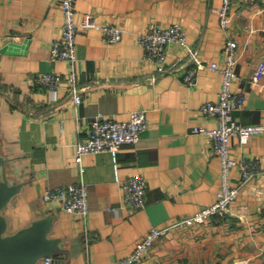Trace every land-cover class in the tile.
<instances>
[{
  "label": "crops",
  "instance_id": "1",
  "mask_svg": "<svg viewBox=\"0 0 264 264\" xmlns=\"http://www.w3.org/2000/svg\"><path fill=\"white\" fill-rule=\"evenodd\" d=\"M223 0H76V19L91 14L100 23L125 29L122 40L107 42L94 29H80L75 62L53 60L52 41L62 33L59 0H0V138L9 156L8 174L24 182L5 212L11 230L55 213L52 236L62 237L58 264H114L130 254L154 226L163 227L216 200L220 157L196 126L217 121L201 110L216 101L222 73L207 66L194 85L184 81L195 65L185 47L171 43L166 69L145 56L137 35L150 24L180 22L201 58L225 59L228 37L238 42L239 79L233 88L247 95L234 114L242 123L264 124V85L252 83L264 61V0H233L226 32L218 9ZM45 72L63 75L51 89L37 82ZM75 90L81 102L75 101ZM146 109L148 127L136 144H125L117 159L110 152L88 153L81 175L77 144L98 114L125 120ZM231 155L255 160L260 172L243 179L227 213L199 224L174 227L151 246L142 264H264V132L241 143L231 138ZM143 174L148 183L142 207L122 204L119 181ZM84 180L89 193L86 216L47 204L48 188ZM37 264H43L40 259Z\"/></svg>",
  "mask_w": 264,
  "mask_h": 264
},
{
  "label": "built area",
  "instance_id": "2",
  "mask_svg": "<svg viewBox=\"0 0 264 264\" xmlns=\"http://www.w3.org/2000/svg\"><path fill=\"white\" fill-rule=\"evenodd\" d=\"M63 10V24L61 35L52 41L51 58L53 60H66L75 62L77 59V35L80 29H94L99 31L103 38L110 43L122 40L125 29L119 25L100 23L91 14L85 13L80 21L76 19V0H59ZM233 0H223L218 9L220 25L227 32L231 22V9ZM264 30V28H263ZM139 43L144 47L148 59L158 61V69H166L168 47L177 43L185 47L190 57L195 61L187 71L184 81L192 86L195 84L199 70L211 67L222 73V85L219 98L216 101L208 100L202 103L201 110L204 115L216 119L215 127L196 126L195 133L207 135L211 141L214 154L221 160L220 187L216 200L196 211L181 217L166 226L152 227L135 249L128 255L118 259L114 264H142L151 246L162 235L174 227L199 225L214 217L228 212L230 205L237 199L240 188L233 182V170L239 169L243 179H248L260 172L258 163L248 157L235 158L231 155V138L238 136L241 143H247L251 136L264 132L263 123H242L236 118L234 112L241 109L247 100L243 91L234 90L233 86L239 79L237 65L239 62L238 42L228 37L225 44V59L223 63L217 60L201 58L188 41L187 31L184 26L174 21L169 25L150 24L137 35ZM37 82L51 89H58L63 83V75L57 72H45L37 76ZM252 83L264 85V61L256 68ZM75 101L81 102V94L75 90ZM148 127L146 109H135L130 117L118 120L98 113L90 121L88 137L77 144L76 161L80 167L81 175L84 174L83 157L88 153L110 152L117 159L120 150L125 144H136L142 133ZM122 189V204L131 207H142L146 203L148 190L147 179L143 174H134L119 181ZM43 200L50 205H58L67 211L86 216L89 213V193L86 182H78L48 188L42 195ZM43 264H58L53 256L42 258ZM175 264H186L179 261Z\"/></svg>",
  "mask_w": 264,
  "mask_h": 264
},
{
  "label": "water",
  "instance_id": "3",
  "mask_svg": "<svg viewBox=\"0 0 264 264\" xmlns=\"http://www.w3.org/2000/svg\"><path fill=\"white\" fill-rule=\"evenodd\" d=\"M8 161L0 138V264H37L47 256L61 261L65 254L64 240L51 235L57 219L55 213L36 217L26 226L11 230V220L5 210L25 184L8 174Z\"/></svg>",
  "mask_w": 264,
  "mask_h": 264
}]
</instances>
